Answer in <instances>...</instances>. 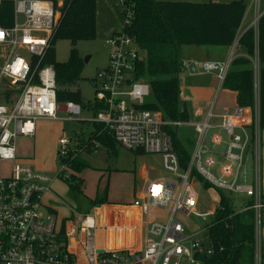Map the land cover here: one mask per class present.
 I'll list each match as a JSON object with an SVG mask.
<instances>
[{
    "label": "built area",
    "instance_id": "built-area-1",
    "mask_svg": "<svg viewBox=\"0 0 264 264\" xmlns=\"http://www.w3.org/2000/svg\"><path fill=\"white\" fill-rule=\"evenodd\" d=\"M3 1L12 5L13 23L0 26V162L14 163L6 172L0 171V264H204L216 252L208 229L219 207L220 192L230 198L235 213L253 212L254 264H261L264 197L257 56L251 107L234 106L215 113L213 100L204 113H195L196 121H172L160 110L145 109L151 90L136 76L145 52L122 31L130 25L132 14L122 17L121 30L105 40L110 49L108 61L92 80V102L101 110L91 115L90 123L102 125V130L127 150L141 149L158 156L162 170L169 175L147 182L133 201L139 218L145 217L141 221L145 241L141 249L124 247L127 234L133 233L138 240L139 227L100 224L95 211L73 212L65 222L57 223L56 211L44 203L45 196L56 201L53 182L69 176V164L64 160L88 151L96 153L102 147L100 142L88 139L79 145L71 138H60L57 178L16 162V138L33 137L37 121H60L62 107L69 115L79 117L82 112L73 104L57 103L55 72L45 64L59 26L62 0H0V11ZM122 4L119 1L120 9ZM255 8L257 34L264 12L258 11V5ZM233 59L234 49L226 62H182V72L213 74L222 85ZM62 120L77 121L73 117ZM185 126L194 131V143L188 166L181 170L169 131L177 135L178 128ZM248 158L251 171L246 166ZM200 184L203 189L208 184L205 190L212 196L206 211L196 190ZM233 196L245 200L239 210ZM191 217L209 221L197 226L187 221ZM111 244L121 247L109 248Z\"/></svg>",
    "mask_w": 264,
    "mask_h": 264
},
{
    "label": "trees",
    "instance_id": "trees-1",
    "mask_svg": "<svg viewBox=\"0 0 264 264\" xmlns=\"http://www.w3.org/2000/svg\"><path fill=\"white\" fill-rule=\"evenodd\" d=\"M123 2L122 17L131 13L130 25L122 31L133 37L145 58L137 66L136 76L145 80L150 87V102L145 109L160 110L172 121H189L185 105H181L180 74L182 73L181 48L185 46L216 47L229 49L237 40V33L246 4L233 1L220 3H190L158 0H120ZM55 2V6H56ZM95 0H62L59 26L52 35V48L45 64L55 72L56 101L59 105L73 104L80 111L96 115L101 109L92 101L83 102L79 90L70 87L81 78L84 61L76 50L78 42H90L96 38ZM13 10L9 2L3 1L0 11V26L11 27ZM57 41H68L71 45L65 63L55 60L54 45ZM245 56L235 57L229 66L222 89L235 95V106L249 108L254 97V70L252 60L257 56L259 63V112L260 126L264 129V13L257 23V34L253 28L246 30L237 41ZM93 133L88 138L100 142L102 147L114 152L115 141L102 130V125L92 124ZM181 170H186L190 155L172 130L169 131ZM144 155L143 150H131ZM91 155L92 152L88 151ZM69 164L70 175L62 181L69 192L82 194L83 179L80 177L88 164L80 155ZM196 175V174H194ZM197 176V175H196ZM199 181L201 179L197 176ZM209 185L204 184V189ZM219 207L212 218L208 234L215 247V254L204 264H254V217L252 211L235 213L230 198L220 192ZM106 193L90 201L93 208L105 205ZM89 213V212H86ZM65 222V221H64Z\"/></svg>",
    "mask_w": 264,
    "mask_h": 264
},
{
    "label": "rangeland",
    "instance_id": "rangeland-1",
    "mask_svg": "<svg viewBox=\"0 0 264 264\" xmlns=\"http://www.w3.org/2000/svg\"><path fill=\"white\" fill-rule=\"evenodd\" d=\"M99 1L101 11L99 14V23L96 28V38L90 42H78L76 44L77 54L80 58L87 59L84 63L83 70L81 72V78L76 84L70 87V90H79L82 101H92L94 99V86L92 80L98 69L103 68L105 59L109 53V48L105 44V31L104 27H109L112 24L118 25L120 28L122 24V16L120 14L121 9L118 11L115 7L119 0H96ZM248 1L247 7H250L251 2L254 5L251 7V12H255L258 5V11H264V0H246ZM110 4V6H109ZM244 26V25H243ZM243 28V27H242ZM237 46L236 41L234 46L228 50L216 47H195L185 46L182 48L181 57L193 56L199 60L205 58L206 53H211L213 50L226 51L224 57L227 59L230 52ZM55 60L57 63H65L69 56L71 45L68 41H57L54 45ZM241 48H235L234 54L237 55ZM256 59H253V68ZM201 64V63H200ZM204 87L209 91L210 99L215 101L214 112H222L223 110H231L235 106L234 94L227 90L222 89L219 81L215 75L199 73H190L183 71L180 74V90L182 94L181 105H185L189 121H196L197 118L194 114L196 110L202 111L200 102L205 101L199 89ZM194 102V103H193ZM197 102V103H195ZM195 104V105H193ZM58 113V117L66 119L73 117L77 121L69 122L66 120L60 121H45L39 120L35 123V134L31 138H16V162L21 165L29 166L33 171L43 173L51 178H57L58 173L61 171V167L58 163L57 156V141L62 138H71L77 141V144L86 142L90 135L93 133L92 123H90L91 114L83 113L82 116H74L62 111ZM201 109V110H200ZM203 111H206L204 109ZM195 116V117H194ZM79 118V119H78ZM178 138L185 146L186 150L190 153L194 143V131L190 127L178 128ZM225 137V133L221 132ZM76 135V136H75ZM80 157L88 164V168L84 169L81 173L83 179L82 194L73 196L68 189L67 183L59 180L58 178L51 185V190L55 195L56 201L50 196H45L44 203L52 206L56 211L57 223L62 222L71 217L73 212L75 213H92L94 208L90 205V201L96 197H103L106 193V204L100 211L96 213L97 220L100 224H103L105 220L109 218V222L116 224H130L131 217L125 212H113L107 215L104 211L108 210V206L119 205L122 207L130 206L133 201L139 195V187L137 186L136 172L138 168L146 163H150L151 160L158 158L156 155L144 154L136 155L134 152L127 150L120 145L116 144L114 152L105 147H101L96 153L91 155L87 153L79 154ZM159 160V158H158ZM13 161L0 162V171L6 172L13 165ZM160 163V162H159ZM252 160L248 158L246 166L247 170L251 171ZM161 168V167H160ZM162 170V168H161ZM70 175V169L67 170ZM164 173V171L162 170ZM166 174V173H164ZM169 176L168 174H166ZM196 190L199 194V202L204 211L210 209L211 193L202 188V184L196 186ZM234 206L236 210L243 207L244 198L233 196ZM145 217H141V221H144ZM187 221L197 226L205 225L207 222H203L199 218H189ZM138 241L141 247L144 246L145 234L144 229L141 227L138 233ZM116 245H109V248H113ZM121 247V246H116ZM186 264V263H181ZM261 264H264V242L262 245V258Z\"/></svg>",
    "mask_w": 264,
    "mask_h": 264
},
{
    "label": "crops",
    "instance_id": "crops-1",
    "mask_svg": "<svg viewBox=\"0 0 264 264\" xmlns=\"http://www.w3.org/2000/svg\"><path fill=\"white\" fill-rule=\"evenodd\" d=\"M158 1L190 2V3H199V4L209 3V2L227 4V3H230V2H233V1H241V2H244L246 4V12L244 14L243 20H242L241 25L239 27V30H238V33H237V37H241L242 34L246 30H248L249 28L255 29L254 28L255 12H251V10H250L252 5H253L252 4L253 1L251 2L250 7H247V4H248L247 2L248 1H246V0H158ZM95 2H96V6H97L96 22H97V25H98L99 19H100L99 14H100V11H101V6H100L99 1L97 3V1L95 0ZM109 6H110V4H109ZM115 9L116 10L118 9V11L120 10L119 2L117 3ZM121 28H122V24H121L120 28H118V25H115V24H112V25H110L107 28L104 27L102 30L105 31V37H104L105 40L110 38L112 35L116 34L117 32H119L121 30ZM233 46H234V44H233ZM182 48H181V52H182ZM235 48L239 49V46L237 45ZM235 48H234V50H235ZM224 50H228V49H224ZM225 52L226 51L223 52V51H219V50H213L211 53H209V52L206 53L205 54V58H203L202 60H199V59L193 57L192 55L189 56V57H186L185 59H182V57H181V59H182L183 62H197L199 64L200 63L201 64L202 63H222V62H226V60L229 57V55H228L227 59L224 57ZM109 53H110V49H109ZM109 53L106 56L104 66L107 64ZM239 56H245V51L240 49L236 56L234 54V58L235 57H239ZM210 75L213 76V74H210ZM197 90L200 91L201 93H203L202 96L204 98H206V99H205V101H202V102L199 103V105H201V107H199V108H202V111H199V109H195L197 107H194V110H196V112L204 113L205 111H203V110L206 109V104L209 103L210 101H212L210 99V94H211L212 90L209 91L208 89H206L204 87H200ZM181 98H182V94H181ZM234 101H235V95H234ZM195 103H197V102H195ZM193 105H195V104H193ZM83 113L91 114L89 112L82 111L81 116H82ZM217 113H220V112H217ZM56 147H57V144H56ZM160 167L161 166H160L159 160H158V158H156V159L151 160L150 163H148V164H146V163L142 164L138 168V170H135L137 186L139 187V190H140L139 193L143 191L144 185L147 182L154 181V180H157V179L165 177L166 174H164L162 172ZM261 190H262V194H263V197H264V129L262 130V136H261ZM103 206L104 205H101L99 207L96 206L94 208V211L97 213L98 211H100L102 209ZM112 211L113 212H116V211L125 212V213L129 214V216L132 219L131 223L130 224L129 223L128 224H122V225L132 226L133 228L139 227V229H141V227L143 226L141 224V217L139 218L140 211L137 208H135L134 206H132V204L130 206H126V207H122V206H119V205H111V206H108V210H105L104 212L107 215H110V213H112ZM105 222H109V218L107 220H105ZM109 223H111V222H109ZM111 224L120 225V224H116V223H111ZM132 235H133V233L130 234V235H128V234L126 235V238L124 239V242H123L124 247L125 246H131V247H134V248H139L140 247L139 241L138 240L137 241L134 240ZM123 237H125V236H123ZM115 244L120 245L119 243H116V242H115Z\"/></svg>",
    "mask_w": 264,
    "mask_h": 264
},
{
    "label": "water",
    "instance_id": "water-1",
    "mask_svg": "<svg viewBox=\"0 0 264 264\" xmlns=\"http://www.w3.org/2000/svg\"><path fill=\"white\" fill-rule=\"evenodd\" d=\"M83 61H84V63H86L88 60H87V59H84ZM98 207H99V206H98Z\"/></svg>",
    "mask_w": 264,
    "mask_h": 264
}]
</instances>
